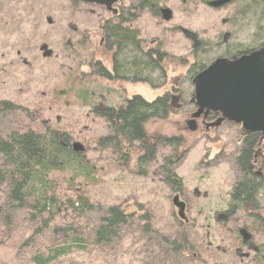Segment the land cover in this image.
<instances>
[{"label": "rangeland", "instance_id": "1", "mask_svg": "<svg viewBox=\"0 0 264 264\" xmlns=\"http://www.w3.org/2000/svg\"><path fill=\"white\" fill-rule=\"evenodd\" d=\"M140 1L119 0V9L125 12ZM213 1L160 0L159 9L167 11L163 17L161 13L158 16L149 10H137L129 28L138 30L146 49L160 46L170 57L164 64L165 86L152 89L147 84L110 82L98 75L97 64L112 69V52L102 44V27L115 19L106 6L73 0H0V104L13 106L10 111L0 105V136L29 131L43 135L49 130L67 134L73 144L84 148L87 162L98 173L96 183L79 179L75 185L68 184L70 174H52L62 201L82 196L91 205L118 207L127 215H135L127 230L123 229L122 241L92 254L76 253L57 264H264L262 227L243 211L230 221L217 218V213L227 209L231 186L239 178L234 160L241 144L240 129L225 127L219 134L211 132L208 140L201 133L187 130L191 105L177 108L190 104L194 85L189 69L194 64L207 66L223 57L226 50H251L264 41V23L259 26L245 17L234 22L239 5L233 2L214 9L208 5ZM180 29L198 36L200 54ZM154 79L155 84L162 82L158 74ZM173 88L181 91L172 95L176 99L174 112L167 120L149 122L145 129L151 138H184L179 148L183 158L173 167L182 181L181 191L174 189L160 170L162 158L171 154V147L159 146L157 160L144 167L145 174L141 175L138 154L131 153L125 163L115 149L97 144L110 131L96 108L118 107L133 96L153 101ZM220 135L223 139L215 142ZM4 192L0 190V203ZM177 194L187 204L186 220L179 217V208L173 204ZM261 204L259 215L264 218V200ZM66 207L50 224V231L35 237L34 243L28 239L41 226L32 224L27 212L14 215L9 229L0 226V264H29L27 259L35 251H44L63 237L55 233L56 227L63 233L76 232L91 239L99 214L89 212L82 220H73ZM144 215L160 237L186 243L188 253L160 252L158 237H154L148 252L139 230V218ZM245 228L252 233L253 247L259 252L241 246L243 239L238 233ZM26 241L29 248H23Z\"/></svg>", "mask_w": 264, "mask_h": 264}, {"label": "trees", "instance_id": "2", "mask_svg": "<svg viewBox=\"0 0 264 264\" xmlns=\"http://www.w3.org/2000/svg\"><path fill=\"white\" fill-rule=\"evenodd\" d=\"M83 2L82 0H73ZM160 0H141L138 11L149 10L154 15H160ZM237 3L240 12L233 19H249L257 25L264 23V0H229V4ZM134 16V8L122 12L119 24L108 21L102 27V41L105 48L112 52V71H107L103 66L97 64L98 75L103 80L110 82H123L130 84H147L152 89L162 88L166 84V72L164 64L170 57L156 50H146L139 34L124 27ZM262 30V29H261ZM264 46V41H259L257 46ZM249 50L240 51L239 48L224 51V56L239 55ZM207 66L194 64L189 69V78L194 80L195 76ZM158 74L162 82L157 83L154 76ZM5 110H13L9 103L0 104ZM97 107V106H96ZM1 108V106H0ZM2 110V109H1ZM169 94H163L153 101H148L141 96H133L126 99L121 106L114 107L105 105L103 109L96 108V114L103 118L110 131L99 139L100 147H112L120 156V161L127 163L130 154H138L137 168L139 174L144 175V167L155 163L158 156L159 146H169L172 149L170 156L162 158L160 170L166 176L165 179L171 186L181 191L183 184L176 177L173 167L178 164L183 153L179 152V142L175 138L156 137L151 138L145 126L154 120H165L170 114ZM249 152L239 154L235 159V168L240 171L239 178L231 191L229 201L230 209L243 211L259 228L264 229V220L259 212L262 209L260 194V181L252 176L248 170ZM67 173L71 175L69 185H75L79 179L96 183L98 171L93 165H89L85 158V150L79 144H73L65 133L49 130L41 135L34 132H13L7 137L0 136V190H4V199L0 203V226L9 229L12 225V217L18 212H27L32 224H38L35 235L28 239L34 243V238L44 232L50 231V224L65 210H70L74 219L82 218L89 212L96 211L99 214V223L92 231L91 239L84 238L74 233H63L61 228H54L55 233H62V238L44 251H35L27 261L29 264H57L69 259L76 253L92 254L104 246H110L114 242L122 241L124 232L127 230L130 219L135 215H127L118 207L102 208L91 205L88 199L79 197L62 201L57 195L56 187L51 180L52 174ZM143 217V218H142ZM140 217L142 231L147 241L148 252L152 248L154 237H158L161 245L160 252L168 254L184 255L188 253L186 243H176L160 237L153 227L146 223L147 215ZM82 220V219H81ZM53 224V223H52ZM52 228V226H51ZM25 242L23 248H29ZM166 253V259L169 255ZM150 254V253H149Z\"/></svg>", "mask_w": 264, "mask_h": 264}, {"label": "flooded vegetation", "instance_id": "3", "mask_svg": "<svg viewBox=\"0 0 264 264\" xmlns=\"http://www.w3.org/2000/svg\"><path fill=\"white\" fill-rule=\"evenodd\" d=\"M118 3H119V0H117L116 3L114 4V6L117 5L118 9L117 8L114 9L113 5L112 6H106V8L110 12L113 13V16L115 19V22H114L115 24L121 23L119 19L122 15V12H123L122 9H119ZM132 7L134 8V16L129 21L130 23L133 22L134 17L137 16L136 13L138 10V4H136ZM159 11H160L162 17L165 16L162 9H159ZM129 22L123 24V26L129 28V26H128L130 24ZM130 30L137 32V34H139L137 29L131 28ZM182 30H185V29H180V32L182 33V35L186 39L191 41L194 51H196V52L199 51V54H200L201 42L199 41L198 36L196 35L198 42H199V46L195 47L193 40L188 38L182 32ZM138 38L141 40L140 36ZM224 41H226L225 37H224ZM102 44H103V42H102ZM150 49L156 50L157 48H150ZM146 50H149V49H146ZM159 50L161 51V53L165 54L161 50L160 46H159ZM240 51H245V50H240ZM258 52H264V46L258 47L256 49L255 48L251 49V50H249V52L239 54V55L227 54V56L218 57L215 60H213L209 65H207V67L205 69H203L201 72H203L209 66L214 64L218 59H226L228 61H233V60L239 59L245 55H251L253 53H258ZM260 67H264V59L262 60V62L258 63V65L252 66L250 72L247 75L239 76V75H228L226 73H220V75H218L215 78L214 83L216 84V86L218 85V95H220L221 98L228 97L229 102L231 104V107L233 109L238 110V109H242V108H247L248 109L247 115L253 116L254 118L262 115L261 120L264 121V84L261 85V84H258V82H257V78H259L261 81H264V76H262V74H260V71H259ZM111 71H112V69H111ZM201 72H199L197 75H199ZM192 84H193V81H192ZM258 85L261 86L260 90L258 89ZM171 91L165 93V94H169L170 109H171L170 114L168 115V117L165 120H167L169 118V116L172 114V112H174L172 110H173V106L175 105L174 102L176 101V99L173 98L172 95L177 94V93L178 94L181 93V91L178 92L177 89H175V88H173L172 92ZM194 93H195V90L192 94L190 104L188 102H186L185 105H183V106L179 105L177 107L178 109H184L183 107L189 108V106L191 105V110L193 108V113H191L189 115V119L186 122L187 130L192 132V133H201L202 135H205V137L208 140H210L211 139V136H210L211 132H215L216 134H219L220 131L223 130L225 127H238L240 129V136H242V138L240 139L241 144H240V147L237 149L238 154H237L236 158L238 157L239 154H243L245 151L249 152L248 153L249 154L248 170L252 176H254L255 178H257L260 181L259 189L261 191H260L259 197L261 200L260 202H262V200H264V133L263 132L245 131L242 124H237L236 122H233V121L229 120L228 118L224 117V114L220 110L203 109L202 112L200 113V116L195 118L194 116H195V114L198 113L199 107L197 106V101H196V98L194 96ZM244 101L246 102L245 104H243ZM256 101L259 102L256 107L249 105L250 103L256 102ZM191 122H193V124H191ZM192 125H193V129H194L193 131L190 130V127ZM194 136H196V135H194ZM197 137H198V135H197ZM172 138H175L176 140H178V142L180 144L179 147L185 142V140L182 136L181 137H172ZM222 139H223V137L220 135L219 139L215 140V142H218ZM171 152H172V149H171ZM170 155H168V156H170ZM234 164H235V160H234ZM236 172L238 174H240V171L238 169L236 170ZM176 177H177V175H176ZM234 186H235V183H234V185L232 184L231 191H232ZM230 198H231V192H230ZM229 201H230V199H229ZM173 204L177 207L183 206L182 207V212H183L182 214L180 213L181 209L178 207L179 208L178 215L181 219L186 220V219H184V217H185L184 213H185V211H187V204L182 201V198L179 195L173 199ZM226 207H227V209H224L223 212L217 213V218L225 220V221H230V220H232V218L234 216L237 215V213L239 211H236V210L234 211L233 209H230L229 203L227 204ZM261 218L264 220L263 217H261ZM248 219H250L249 216H248ZM246 232H249V231L245 228L243 230L241 229L238 233V238L240 237L241 240L243 239L241 246L244 245L245 248L249 249L250 251L259 252L258 248L256 249L253 247V238L254 237H253L252 233L249 232V234H250L249 235ZM239 251L240 250H238V252ZM246 258H249V256H246Z\"/></svg>", "mask_w": 264, "mask_h": 264}, {"label": "water", "instance_id": "4", "mask_svg": "<svg viewBox=\"0 0 264 264\" xmlns=\"http://www.w3.org/2000/svg\"><path fill=\"white\" fill-rule=\"evenodd\" d=\"M84 3L112 6L116 3L117 0H82ZM229 4V0H216L209 2L208 5L214 9L221 8ZM164 15H167V11H163ZM182 32L194 42V46H199V42L195 33L190 32L189 30H182ZM229 35L225 36V40L228 39ZM226 42V41H225ZM264 59V52L253 53L251 55H245L239 59L233 61H228L226 59H218L214 64L209 66L206 70L201 72L193 80L194 85V96L197 101V106L199 111L195 114V118L200 116V113L203 109L209 110H220L224 117L229 120L236 122L237 124H242L245 131L250 132H263L264 133V121L261 120V116L254 118L253 116L247 115L248 109L242 108L235 110L231 107L228 97L221 98L218 95V85L216 86L215 78L220 75V73H226L228 75H247L252 66L258 65ZM260 74L264 76V67L259 68ZM258 84H264V81H261L257 78ZM221 89V88H220ZM258 89H261V86L258 85ZM246 102L244 101L243 104ZM258 101L252 102L249 105L256 107ZM193 124V122H191ZM190 130L193 129V125L190 127ZM181 209L183 206H178Z\"/></svg>", "mask_w": 264, "mask_h": 264}]
</instances>
